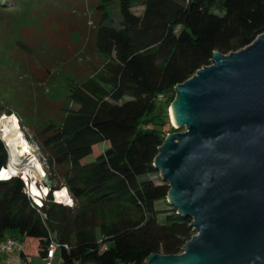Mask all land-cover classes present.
<instances>
[{
  "label": "trees",
  "instance_id": "obj_1",
  "mask_svg": "<svg viewBox=\"0 0 264 264\" xmlns=\"http://www.w3.org/2000/svg\"><path fill=\"white\" fill-rule=\"evenodd\" d=\"M118 3V17L102 9L94 24L98 64L64 56L68 66L43 68L35 55L42 59L46 47L16 41L21 75L46 79L53 97H66L55 116L28 125L47 150L53 189L42 204L27 192L21 173L0 178V240H20L24 264H43L52 237L60 242L63 264H137L152 252L183 251L196 232L192 217L175 205L169 211L157 206L170 189L167 180L152 177L160 173L158 144L180 130L170 116L176 84L210 63L215 50L240 49L263 32L264 0ZM135 5L143 11H133ZM71 36L66 39L74 42ZM60 46L52 55L61 56ZM12 112L0 99V116ZM102 141L109 146L83 161ZM8 157L0 135V171ZM62 188L70 190L73 204L58 201L59 192L55 199L54 190ZM28 239L32 244L25 246ZM3 259L7 264L0 250V264Z\"/></svg>",
  "mask_w": 264,
  "mask_h": 264
},
{
  "label": "water",
  "instance_id": "obj_2",
  "mask_svg": "<svg viewBox=\"0 0 264 264\" xmlns=\"http://www.w3.org/2000/svg\"><path fill=\"white\" fill-rule=\"evenodd\" d=\"M175 90L171 120L185 129L158 144L154 164L196 232L183 251L137 264H264V31L240 49L215 50Z\"/></svg>",
  "mask_w": 264,
  "mask_h": 264
},
{
  "label": "rangeland",
  "instance_id": "obj_3",
  "mask_svg": "<svg viewBox=\"0 0 264 264\" xmlns=\"http://www.w3.org/2000/svg\"><path fill=\"white\" fill-rule=\"evenodd\" d=\"M118 4V0H0V99L8 107L14 109V112L8 115L17 116H15L16 123L18 126L20 123L19 128L32 146L34 154L47 175L49 169L46 157L47 150L41 147L31 126L28 125L32 119L33 121H41L56 114L59 105L66 101V97L63 94L58 98L53 97L52 89H47V84H44L47 81L46 79L45 81H37L34 77L27 79L21 75V71H19L21 61L15 58L18 52L16 41L21 38H28L30 43L35 45V48L37 45H40L39 48L46 47L47 51L43 52L42 59L35 55L37 63L43 68L46 65L53 68L54 66L58 67L59 64L65 66L68 59L73 57L77 59L80 56L82 58L79 59L82 62L88 60L91 64H98L99 60L97 59H99V56L92 37L93 29H95L94 24L101 16L102 9L107 11L108 14L111 13L113 16L118 17ZM143 7V5H135L132 9L137 13H141ZM70 33L75 40L74 42L66 39ZM58 46L62 48L59 53L61 56L52 55L51 51L58 48ZM67 48L69 51H67ZM64 56L67 60H63ZM28 59V57H25V60ZM35 67L39 68L37 65ZM57 75L59 79L63 77L61 71ZM34 81L39 82V84L36 85ZM21 118L27 124L24 125ZM180 129H185V127L182 126ZM109 144V141L96 143L93 146V153L84 158L83 161L95 158ZM18 173H21L24 178H28L30 191L31 189L35 190V186L41 189L42 194L37 197L47 196L49 188L45 176L39 177L26 171ZM58 173H60L59 170ZM152 177L157 182H160L163 178L161 172L152 175ZM64 189L68 193L70 202H66L63 198ZM53 194L55 199L58 197V201L73 204L74 200L68 188L57 190ZM157 206L165 211L173 209V204L168 199L158 201ZM31 244V239L24 242L25 246ZM6 260L3 259L1 264H6Z\"/></svg>",
  "mask_w": 264,
  "mask_h": 264
},
{
  "label": "bare ground",
  "instance_id": "obj_4",
  "mask_svg": "<svg viewBox=\"0 0 264 264\" xmlns=\"http://www.w3.org/2000/svg\"><path fill=\"white\" fill-rule=\"evenodd\" d=\"M13 116L8 114H3L0 116V131L5 141L8 143V149L10 152L8 165H6V167L2 168L0 171V178H7L12 176L13 173L21 171H26L28 173L31 172L39 177H42L45 173L44 169L41 166V163H39L37 156L34 154L32 146L25 138L23 132L16 123L17 116L15 115V118ZM19 145L22 146L23 153L29 154V159L31 160L30 163H28L26 159L23 158V155L18 150ZM34 189L35 190L32 191L35 195L38 196L42 194V191L39 189V187L35 186ZM45 191L47 192L46 189ZM63 198L66 202H70L66 189H64Z\"/></svg>",
  "mask_w": 264,
  "mask_h": 264
},
{
  "label": "built area",
  "instance_id": "obj_5",
  "mask_svg": "<svg viewBox=\"0 0 264 264\" xmlns=\"http://www.w3.org/2000/svg\"><path fill=\"white\" fill-rule=\"evenodd\" d=\"M26 180V190L33 197L35 202L39 205L42 204V197H37L34 193L30 191L28 179ZM60 248V242L52 237L48 244V249L46 255L43 257V264H63L61 259L58 256V251ZM23 249V243L14 238L7 237L3 240H0V250L8 254V263L7 264H24V260L21 257V250Z\"/></svg>",
  "mask_w": 264,
  "mask_h": 264
},
{
  "label": "clouds",
  "instance_id": "obj_6",
  "mask_svg": "<svg viewBox=\"0 0 264 264\" xmlns=\"http://www.w3.org/2000/svg\"><path fill=\"white\" fill-rule=\"evenodd\" d=\"M0 135H2V134H0ZM7 178H8V177H7ZM48 192H49V191H48ZM48 192H47V193H48ZM47 193H46V194H47ZM61 202H62V201H61Z\"/></svg>",
  "mask_w": 264,
  "mask_h": 264
}]
</instances>
